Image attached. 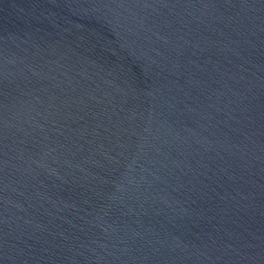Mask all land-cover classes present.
I'll return each instance as SVG.
<instances>
[{
  "label": "water",
  "instance_id": "water-1",
  "mask_svg": "<svg viewBox=\"0 0 264 264\" xmlns=\"http://www.w3.org/2000/svg\"><path fill=\"white\" fill-rule=\"evenodd\" d=\"M0 264H264V0H0Z\"/></svg>",
  "mask_w": 264,
  "mask_h": 264
}]
</instances>
